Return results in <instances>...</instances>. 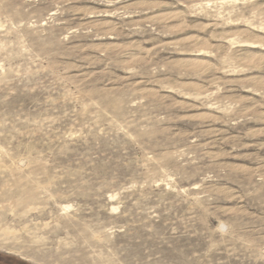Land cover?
<instances>
[{
  "label": "rangeland",
  "instance_id": "374dc122",
  "mask_svg": "<svg viewBox=\"0 0 264 264\" xmlns=\"http://www.w3.org/2000/svg\"><path fill=\"white\" fill-rule=\"evenodd\" d=\"M0 261L264 264V0H0Z\"/></svg>",
  "mask_w": 264,
  "mask_h": 264
},
{
  "label": "flooded vegetation",
  "instance_id": "af4514ba",
  "mask_svg": "<svg viewBox=\"0 0 264 264\" xmlns=\"http://www.w3.org/2000/svg\"><path fill=\"white\" fill-rule=\"evenodd\" d=\"M0 264H9V263L0 261ZM18 264H20V263H18Z\"/></svg>",
  "mask_w": 264,
  "mask_h": 264
}]
</instances>
